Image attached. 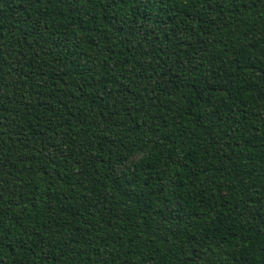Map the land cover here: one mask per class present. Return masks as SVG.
<instances>
[{
  "label": "trees",
  "instance_id": "1",
  "mask_svg": "<svg viewBox=\"0 0 264 264\" xmlns=\"http://www.w3.org/2000/svg\"><path fill=\"white\" fill-rule=\"evenodd\" d=\"M0 264H264V0H0Z\"/></svg>",
  "mask_w": 264,
  "mask_h": 264
}]
</instances>
